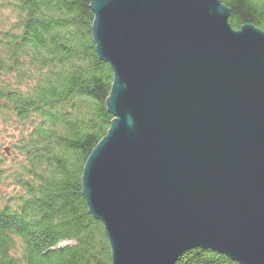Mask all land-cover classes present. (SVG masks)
I'll list each match as a JSON object with an SVG mask.
<instances>
[{
    "label": "water",
    "instance_id": "1",
    "mask_svg": "<svg viewBox=\"0 0 264 264\" xmlns=\"http://www.w3.org/2000/svg\"><path fill=\"white\" fill-rule=\"evenodd\" d=\"M114 117L83 194L112 264H264V32L220 0H92Z\"/></svg>",
    "mask_w": 264,
    "mask_h": 264
},
{
    "label": "trees",
    "instance_id": "2",
    "mask_svg": "<svg viewBox=\"0 0 264 264\" xmlns=\"http://www.w3.org/2000/svg\"><path fill=\"white\" fill-rule=\"evenodd\" d=\"M236 31L264 32V0H220ZM16 23L0 47V123L18 133L16 188L0 207V264H112L103 225L89 212L83 173L114 117V72L93 40L92 0H5ZM20 249V253L18 251ZM177 264H238L208 250Z\"/></svg>",
    "mask_w": 264,
    "mask_h": 264
},
{
    "label": "rangeland",
    "instance_id": "3",
    "mask_svg": "<svg viewBox=\"0 0 264 264\" xmlns=\"http://www.w3.org/2000/svg\"><path fill=\"white\" fill-rule=\"evenodd\" d=\"M16 23V14L11 6L5 3V0H0V42L4 37V34L10 32ZM1 47V43H0ZM18 133L13 130L10 123H0V172L2 168L5 170L14 169V155L15 151L12 148ZM14 192H18V189L13 187L2 186L0 187V207L4 205L8 196ZM19 253L21 252L18 249Z\"/></svg>",
    "mask_w": 264,
    "mask_h": 264
}]
</instances>
